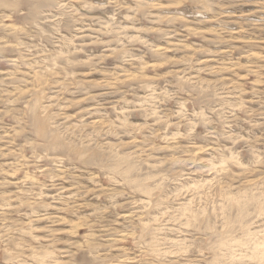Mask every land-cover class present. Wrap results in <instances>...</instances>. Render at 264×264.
<instances>
[{"label": "rangeland", "instance_id": "1", "mask_svg": "<svg viewBox=\"0 0 264 264\" xmlns=\"http://www.w3.org/2000/svg\"><path fill=\"white\" fill-rule=\"evenodd\" d=\"M255 263L264 0H0V264Z\"/></svg>", "mask_w": 264, "mask_h": 264}, {"label": "bare ground", "instance_id": "2", "mask_svg": "<svg viewBox=\"0 0 264 264\" xmlns=\"http://www.w3.org/2000/svg\"><path fill=\"white\" fill-rule=\"evenodd\" d=\"M167 51V50H166ZM157 65V64H156ZM148 67H150V66H148ZM212 73V72H211ZM209 150V149H208ZM62 172V171H61ZM64 172V171H63ZM60 177H62V176H60ZM96 226V225H95ZM103 230H104V228H103ZM112 232V231H111ZM120 239V238H119ZM122 241V240H121ZM256 264V263H255ZM258 264V263H257Z\"/></svg>", "mask_w": 264, "mask_h": 264}]
</instances>
